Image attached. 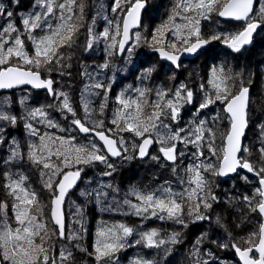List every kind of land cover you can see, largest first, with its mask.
Returning a JSON list of instances; mask_svg holds the SVG:
<instances>
[{
	"label": "trees",
	"instance_id": "trees-1",
	"mask_svg": "<svg viewBox=\"0 0 264 264\" xmlns=\"http://www.w3.org/2000/svg\"><path fill=\"white\" fill-rule=\"evenodd\" d=\"M23 1L0 0V5L13 13L11 19L21 32L24 29L23 18L31 12L39 11L36 0H29L26 6H22ZM83 2L85 4L83 19L73 18L74 22L79 25L73 44L71 46L65 45L59 49L64 57L62 64L44 65L39 71L42 78L51 77L53 79L55 90L68 93L78 117L82 120L85 113L81 104V94L84 93L85 86H91L97 82L102 83L104 87L93 88L92 92L95 94L89 96L92 111L86 120L87 126L92 128L102 121V127L96 128V131H104L107 136L117 140L118 148H121L119 144L121 137L124 144L118 160L108 158V162L115 167V171H112L110 176L103 175L104 172L111 171V169H108L100 161L65 167L63 157L57 159L53 156L51 158L54 163L60 166L62 172L75 171L78 168L83 169L79 187L69 195L64 208L68 226L72 231V233H68V237L74 236L75 239L66 241L65 231L66 238L59 241L58 235L55 236L52 227L54 234L48 229V234L43 236V240L37 237L36 242L43 243L44 248L48 250L51 257H55L56 246H58L59 252L65 247L71 249L72 256L70 260L63 262V264H133V261L139 258L153 260L156 264H194L196 258L192 255L193 246L198 238L204 236V242L200 246V250L202 255L205 251L213 253L209 264H237L235 249L231 246L221 248L218 245L238 243L244 248L248 246L246 243L248 238L253 233L258 232L261 219L257 211H253L252 207L243 200V196L253 195L255 188L258 186V177L247 176L239 172L234 178L223 181L217 175L201 170L209 181L211 192L218 199L212 204V208L206 211L209 219L203 221H197L194 215L189 214L190 202H186L182 218L187 227L177 223L174 219L161 220L158 216H150L149 214H145L149 216L147 219L136 216L132 214V209L128 205L123 204V201L127 198L133 203H139L135 196L129 194L133 188L147 193L155 192L161 186L170 185L174 191H182L183 188L189 185L186 182L181 185L179 177L183 176L187 181L184 169L190 163H211L215 167L219 166L223 157L224 139L230 124L229 120H226L228 118L223 111L225 103L216 101L208 108L197 111L199 103L204 97V91H201L202 84L205 91L214 98L215 89L209 83L212 78L211 70L213 67L223 66L226 70L230 69L227 73L229 76L227 86L231 95H236L242 88H250L251 95L247 111L248 130L243 147H246L248 151H242L241 157L257 167L264 163V158L261 157L259 151L261 147H264V129L261 127V125H264V31L254 39L250 46L241 48L238 52L221 41H212L217 45L208 48L195 60L179 64V67L162 66L159 64L154 52L152 35L157 27L169 21L177 0H146L143 23L139 30L133 32L130 44L136 43L135 33L139 32L141 34L138 45L140 47L139 52L134 48L130 58L128 53L125 52L121 59L117 57L116 49L108 47L112 41L110 39L105 40L102 36L93 44L91 49H86L87 30L92 27L93 34L99 35L105 28H108L110 36L115 35L117 25H120L121 29V21L126 12L125 10L129 8L131 3H134V0H122L121 8H118L116 12L112 11L114 0H83ZM220 2L222 4L226 0H220ZM262 4H264V0H259L255 15L257 21L262 19L259 15ZM25 7L28 8L24 10ZM185 15L194 16L195 13L181 12V15L175 17V23H186L182 18ZM7 20L6 15L0 16V25H5ZM109 21H111V24ZM55 22L53 21V23ZM244 27V23L221 22L218 13L215 11L210 13L207 19L201 18L200 20L201 34L205 38H209L213 34H235L242 31ZM43 34L39 29L33 33L36 36ZM12 35L15 36L16 33ZM22 38L25 39L26 50L32 55V42L27 40L26 36ZM118 38L119 36H116L117 40ZM160 38L165 41L163 43L164 49L171 50L169 45L172 43H176L178 47L181 45L174 30L165 31ZM192 39L194 40L195 37ZM138 60L140 65L137 68ZM106 62L109 67L102 68L101 66ZM68 65H71V67H68ZM7 66H19L26 70H36L34 65L24 64L22 60L15 57L9 61L8 65H0V69ZM149 69H152V71L150 75H147ZM61 71L70 73V75H60ZM181 83L187 84L193 90L194 102L184 104L180 108L178 120L172 121L170 117H162L163 123L170 125L171 130L175 131L179 128H188L193 120L197 122L205 120L207 121L206 127L210 128L214 127L215 122H222L224 129L219 130L216 128V140L211 139L215 155L209 151L208 139L202 145L201 150L204 155L199 157H192L191 153L196 152L197 149L191 144L185 147L183 143L177 142L178 150H183L186 155L182 158L178 157L176 164H167L162 160L159 153L161 145L154 142L155 148L149 158L144 162L137 161V148L133 146L138 145L142 138L134 136L131 132L120 131V127H123L122 122L120 127L112 123L114 113L121 107L116 101L117 95L128 89L129 86H131V89H152L146 95L147 103L144 107V112L150 114L153 111L151 105L157 100L156 90H175ZM109 84H111V90L107 92L106 106L101 111L100 106L105 103V90ZM131 89L125 95L136 99L138 93ZM168 98H172L171 92L165 99ZM59 103L60 101L54 99L53 96L37 100L33 97V94L25 90L0 95V110L17 117L15 125L7 121H0V127H2L0 135L4 137V142L0 143V196H6V200L0 201V204L6 205L5 208L0 209V227H2L5 219L12 228L17 226L13 206L19 202L9 195L6 185L11 182L9 177L13 180L18 179V174H22L27 178L24 187L37 193L39 204L31 206L30 214H36L37 208H39L38 218L43 222L42 217L49 213V204L41 194V190H39V181L41 178L47 179L51 175V171L44 169L42 165L33 163L28 158L29 145H39L41 135L47 133L52 137H75V140L72 141L73 144L88 145L94 143L100 149V154H105L94 138L91 136L82 137L78 134L76 127L71 124V114L61 112L58 108ZM49 104L54 105V107L47 108L46 106ZM37 107L46 108L48 119H51L59 127H49L46 122H42L40 116L35 119L28 117V112ZM210 112L217 113V115H210ZM66 116L67 118H65ZM28 123L38 130V135L30 134L29 129L25 126ZM168 131L169 129H160L161 134ZM152 135L155 137L156 133ZM208 135L206 133V137ZM13 141L16 143L14 144ZM17 144L19 145L20 158L6 163L11 155V149ZM153 156H157L159 159L154 160L152 159ZM124 157L132 158L125 159ZM174 167L177 169L175 173L173 172ZM42 173H46V175L42 176ZM61 177L62 175L58 174L53 177V181ZM244 177H247V179H244ZM107 184L112 185L111 188L104 189L108 196L106 199L101 197L103 203H98L96 193L101 189V185ZM194 186L192 185V187ZM256 199L258 200L259 197ZM116 202L119 204L118 211L115 210L118 206ZM158 215L166 216V213H159ZM217 217L221 218L220 224L216 222ZM48 223L51 222L48 221ZM119 223L133 227L135 229L134 233L127 238L126 246L116 252L111 259L103 257L97 260L95 245L97 239H102L98 236V232ZM152 229L159 233L158 238H163L166 241L173 233H180L178 238L180 242L176 244L165 243L160 248H148L143 243L135 244V241L140 239V233ZM213 241H216V243H213ZM77 244L79 247H76ZM166 249H171V251H166ZM56 259L57 264H61L59 257Z\"/></svg>",
	"mask_w": 264,
	"mask_h": 264
},
{
	"label": "snow or ice",
	"instance_id": "snow-or-ice-1",
	"mask_svg": "<svg viewBox=\"0 0 264 264\" xmlns=\"http://www.w3.org/2000/svg\"><path fill=\"white\" fill-rule=\"evenodd\" d=\"M122 0H114L113 12L121 8ZM254 0H226L222 3L220 0H177V4L173 9V15L169 17V21L157 27L152 35L154 50L158 51L163 58L171 61L179 67L178 61L180 60L181 53H196L205 45L212 41H221L234 51H240L241 47L249 44L252 40L253 33L257 28L264 24V4L260 6L259 15L261 21L250 19V14L253 12ZM39 11L29 13L22 20L24 26L21 32L12 21L13 13L7 11L0 5V16L6 15L8 20L5 25H0V65H8L13 57L23 61L24 64L34 65L36 70L22 69L19 66H7L0 69V89H10L14 85L30 84L34 88L47 89L48 93L59 100L58 108L61 112L71 114V124L79 129L82 133L95 132L99 139L104 142L107 147L106 154H100V149L96 144L90 143L88 145L80 144L75 145L72 141L75 137H52L47 133L39 137L40 144H30L28 158L33 163L42 165L44 169H49L51 175L45 182L47 187L53 194L51 201V220L56 226L55 234L60 239H65V226L63 220L62 205L68 191L76 184L77 180L81 177L83 169H76L75 171L62 172L59 165L52 161V157L57 159L63 157L65 167L73 164H91L93 161H100L105 164L111 171L103 173L105 176L112 175L115 171L113 164L108 162V154L111 156H121V148L124 144L123 138L119 140L121 148L117 147L118 141L105 135L104 131H96V128L102 127L103 122L100 121L95 127L90 128L87 126L86 120L91 113L90 95L93 88H103L102 83H95L94 85L85 86L84 93L81 94V104L85 113L82 120L78 117L76 109L73 107L68 93L57 91L53 88L54 81L51 77L42 78L39 69L44 65L62 64L64 57L61 55L59 49L65 45L71 46L74 42V36L79 30V25L74 22V17L83 19L85 4L83 0H36ZM146 6V0H134L129 8L125 11L127 15L122 20V39L117 40L116 36L121 35L120 25H117L115 35L110 36L109 29L105 28L99 35L93 34V28L89 27V35L91 39L88 40L86 49H91L93 44L97 42L102 36L105 40H111L109 48L116 49L120 53H128L129 58L136 46L139 45L141 34L135 33L136 43L126 48L130 39L129 30L131 27L138 26L140 23L141 10ZM213 11L217 12L221 17L234 18L236 20H245L246 25L242 31L235 34L221 35L213 34L209 38H205L201 34L200 20L201 18L207 19L209 14ZM183 13L194 12V16H183L186 21L183 24H176L175 17ZM53 21H56L53 23ZM94 23V22H93ZM111 24V21H109ZM43 32V35H33L36 30ZM168 30H174L176 37L180 40V47L176 43L169 45L171 50H165L161 39L163 33ZM16 33L15 36L12 34ZM32 42L33 54L30 55L25 48V39ZM195 37L193 40L192 38ZM158 45V46H156ZM111 54V53H110ZM71 67V65H68ZM108 68L106 62L101 66ZM51 71V69H49ZM152 69L147 70V75L151 74ZM223 66L213 67L211 70V80L209 83L215 89L214 98L209 95L201 85V91H204V97L200 101L197 111L208 108L210 105L221 101L226 103L225 111L229 114L231 121L230 131L227 133V148L224 149L222 157V164L218 167L209 164H194L190 163L184 172L187 175V181L183 176L179 177L181 185L185 182L189 185L182 189V191H174L170 185L161 186L155 192H143L138 189H131L130 195L136 197L139 203H133L125 198L123 204L128 205L132 209V214L142 216L147 219L150 216H158L159 219H174L177 223L187 227L183 217L185 203L190 202L189 214L194 215L195 220L203 221L209 219L206 214L208 209L212 208V204L217 201L218 197L215 196L210 189L209 181L202 174L203 172H211L213 175L223 176L237 171V168L247 169L248 172L253 173L258 177V186L255 188L253 195L243 196V200L252 207L253 211H258L259 214L264 215V163L259 167L249 162L243 157H238L241 150L247 152L245 147L241 149V137L244 135V130L247 127V104H248V88H242L238 94L231 95L227 86L229 79L228 72ZM70 73L60 72V75ZM87 74V73H86ZM174 78V77H173ZM131 89L123 90L116 97V101L120 108L114 113L112 123L120 127L121 122L123 127L120 131H127L133 133L136 137L142 138V143L134 145L138 148L139 155L144 157L147 154V148L153 142L161 145L159 151L163 157L176 164L178 157H184L186 153L183 150H178L177 142L183 143L185 147L191 144L197 149L196 152L191 153L192 157L203 156L204 152L201 150L202 145L208 139L209 151L215 155V150L211 143V137L214 135L210 127H206L207 121L193 120L190 122L188 128H179L172 131L170 125L163 123L162 117H170L172 121L179 118V110L184 104H191L194 102V92L185 83H181L175 90L157 89V100L152 104L153 111L150 114L144 112V107L147 103L146 95L152 89L135 88L132 91L138 93V97L133 99L126 97V93ZM111 90V84L105 90V103L101 104V111H103L107 102V92ZM171 92L172 98L165 99ZM62 98V99H61ZM47 108L54 107L49 104ZM167 109V111H165ZM37 116L42 118V122H46L49 127H59L51 119H48L46 108L37 107L28 112V117L35 119ZM67 118V116L65 117ZM216 119V118H214ZM0 121H7L15 125L17 117L5 111L0 110ZM29 129L31 135H38V130L30 123L25 125ZM264 129V125H261ZM169 129L168 132L161 134L160 129ZM2 131V127H0ZM63 131V129H62ZM109 131H111L109 129ZM153 133L156 136L153 137ZM183 133V135H181ZM206 133L209 135L206 137ZM4 142L3 135H0V143ZM15 144L16 142L13 141ZM126 150V149H125ZM261 157L264 158V147L259 149ZM20 158L19 145L17 144L11 149V155L6 163ZM131 159L132 157H124ZM152 159H159L153 156ZM173 172H177L174 167ZM62 175L61 179L53 181L56 175ZM18 179H10V183L6 185L9 190V195L13 196L19 203L14 204L15 220L17 226L12 228L5 219L0 227V264H57V259L48 254V250L44 248L43 243H37V237L43 240V236L48 234V228L39 218V208L36 214H30V208L33 204H39L37 193L33 190L24 187V182L27 179L22 174H18ZM46 173H42V176ZM179 175V174H178ZM247 179V177H244ZM192 185H195L192 187ZM111 184L101 185V189L96 193L98 203H103L101 197L105 199L108 193L104 189L111 188ZM259 197L257 200L256 198ZM117 208L119 210V204ZM6 205L0 204V209L5 208ZM203 209V211H202ZM79 211V209H78ZM159 213H166L165 215H158ZM6 216V213H5ZM217 224L221 223V218L217 217ZM135 229L124 223H119L108 227L106 230L98 232V236L102 239H97L95 245V253L97 260L103 257L111 259L113 255L120 249L126 246L127 238L134 233ZM206 235V234H205ZM180 233H173L166 241L163 238H158L159 233L152 229L140 233V239L135 241V244L143 243L148 248H160L165 243L176 244L179 243ZM67 239H75L74 236H69ZM204 242V236L198 238L193 246L192 255L196 258L194 264H209L213 253L205 251L201 254L200 246ZM216 243V241H213ZM247 247L242 248L238 243L231 245L219 244L221 248L231 246L239 255L243 264H264V224L259 226V230L253 233L246 241ZM76 247H79L77 244ZM171 251V249H166ZM258 253V257L255 255ZM72 256L71 249L65 247L59 252V260L61 264L69 261ZM133 264H156L153 260H146L139 258L133 261Z\"/></svg>",
	"mask_w": 264,
	"mask_h": 264
},
{
	"label": "water",
	"instance_id": "water-1",
	"mask_svg": "<svg viewBox=\"0 0 264 264\" xmlns=\"http://www.w3.org/2000/svg\"><path fill=\"white\" fill-rule=\"evenodd\" d=\"M258 1H259V0H254V3H253V12L250 14V16H252V14L254 13V10H255V8H256V5H257ZM145 10H146V6H145L144 9L141 10V14H140V23H139V25L130 28V30H129V36H130V39H129V41H128V44L126 45V48H127V47L130 45V43H131V37H132L133 32H135V31H137V30H139V29L141 28L142 18H143V14H144ZM126 15H127V12H125V14L123 15L122 20H123V18H124ZM218 17H219V20H220L221 22H225V23H233V24L244 23V24L246 25V21H245V20H236V19H234V18L221 17V16H219V15H218ZM256 21H257V20H256ZM258 22H259V21H258ZM120 30H121V35L119 36V40L122 39V21H121V29H120ZM263 30H264V24H261V25L257 28V30L253 33V37H252L251 42H250L249 44H246V45L242 46L241 48H245V47L250 46V45L252 44V42L254 41V39H255V38H256V37H257V36H258ZM216 45H217L216 43L211 42V43L205 45V46H204L203 48H201L200 50H198L196 53H191V54H190V53H183V52H182L181 55H180V60L178 61V63H184V62H190V61H193V60H195V59H196L201 53H203L204 51H206L208 48L213 47V46H216ZM165 50H167V49H165ZM156 53H157V55H158V57H159V59L161 60L162 63L169 64L170 66H176V65L173 64L171 61L167 60L166 58H163V57L160 55V53H159L158 51H156ZM124 54H125V53L122 54V53H120L118 50H116V55H117V57H118L119 59H121V58L124 56ZM25 70H26V69H25ZM21 90H30V91H33V92H39V93L45 91L49 96L52 97V95H50V94L48 93L47 89H44V88L37 89V88H34V87H33L32 85H30V84H20V85H14V86H13L12 88H10V89H0V95H3V94H9V93H11V92L21 91ZM238 93H239V92H238ZM238 93H237V94H238ZM250 95H251V90H250V88H248V104H247V111H248L249 102H250ZM225 108H226V103H225V105H224V107H223V111H224V114L226 115V117L228 118V120H229V122H230V124H229V129H228V132H229V131H230V128H231V121H230V119H229V114L225 111ZM247 117H248V114H247ZM247 120H248V119H247ZM76 129H77V132H78V134H79L80 136H82V137L91 136L92 138H94L95 141L98 143V145L102 148V150L104 151V153H105V154L107 153V147H106V145H104V142H103L102 140L99 139V136H97V135L95 134V132L82 133V132L79 131L78 128H76ZM247 130H248V123H247V127H246L245 130H244V135L241 137V149H243V147H244V138H245V136H246V132H247ZM228 132H227V133H228ZM105 135H106V134H105ZM226 136H227V135H226ZM110 138H111V137H110ZM112 139H113V138H112ZM141 143H142V139L140 140L139 144H141ZM139 144H138V145H139ZM117 147H118V146H117ZM154 148H155V143L153 142L151 145L148 146V148H147V154H146L144 157H141V156L139 155V150H138V148H137V152H136V159H137V161H139V162H144V161H146V160L149 158V156H150V154L152 153V151L154 150ZM225 148H227V140H226V137H225V139H224L223 154H224V149H225ZM242 151H243V150H241V152H239V153L237 154L238 157H241ZM159 153H160V155H161L162 160H163L165 163H167V164H173L172 162L167 161V160L163 157V154H162L160 151H159ZM119 157H120V156H111L110 154H108V158H109L110 160H118ZM221 164H222V159H221L219 165H221ZM239 172H242V173H244V174L247 175V176H255L253 173L248 172L247 169L237 168V171H236V172L229 173V174H227V175H223V176H218V178L221 179V180H223V181H228V180L234 178ZM61 178H62V177H61ZM61 178H60V179H61ZM80 182H81V177H80L79 180H77L76 184H75V185H74V186L68 191L67 195L65 196V199H64L63 205H62V212H63V220H64L65 231H66V217H65L64 208H65V205H66V202H67V200H68L69 195L76 191V189L79 187ZM51 201H52V200H51ZM51 206H52V205H51V202H50V209H51ZM257 214H258V216H259L260 219H261V224H264V215L259 214L258 211H257ZM49 217H50V221H51L53 227L56 229V226L54 225V223H53L52 220H51V211L49 212ZM58 240H59V241H63L64 239H60V238L58 237ZM255 255L258 257L259 254H258V253H255ZM235 258H236L237 264H243V261L240 259L239 255L236 253V251H235Z\"/></svg>",
	"mask_w": 264,
	"mask_h": 264
},
{
	"label": "rangeland",
	"instance_id": "rangeland-1",
	"mask_svg": "<svg viewBox=\"0 0 264 264\" xmlns=\"http://www.w3.org/2000/svg\"><path fill=\"white\" fill-rule=\"evenodd\" d=\"M28 1L29 0H24L22 6H24V5L26 6ZM257 7H258V3L256 5L254 13L252 14V16H250V19H257L256 16H255L256 15V11H257ZM27 8L28 7H25L24 10H26ZM142 23H143V20H142ZM87 32L89 33L88 30H87ZM33 97H35L37 100H41L43 98V97H39L38 94H36L35 96L33 94ZM210 113H211L210 115H212V114L215 115V116L217 115V113H214V112H210ZM202 116H204V115H202ZM226 120H228V119H226ZM216 128H218L219 130H223L224 129V124L222 122L218 121V122H215L214 127L211 128L212 132L214 133V135L211 137V139L213 141L216 140V137H215V129ZM47 180H48V178L47 179H43V178L40 179V181H39L40 189L39 190H41V194L46 198V200H47V202L49 204V212H50V202L53 199V194L47 187H45V182ZM1 200H6V196L5 195L0 196V201ZM64 212H65V210H64ZM65 217H66V212H65ZM42 220L47 225V228L50 229L51 233L54 234L55 228L53 227V225L51 226L52 223H48V221H50L49 213L47 215H44L42 217ZM52 227L54 228V232H53V228ZM68 233H72V231L70 230V228L68 226L67 219H66V237H68ZM55 236H56V234H55ZM66 241H69V239H66ZM55 251H56L55 257L58 258L59 257L58 246H56Z\"/></svg>",
	"mask_w": 264,
	"mask_h": 264
},
{
	"label": "flooded vegetation",
	"instance_id": "flooded-vegetation-1",
	"mask_svg": "<svg viewBox=\"0 0 264 264\" xmlns=\"http://www.w3.org/2000/svg\"><path fill=\"white\" fill-rule=\"evenodd\" d=\"M90 39V35H89V33L87 32V40H86V42H88V40ZM146 48V47H145ZM145 48H143V49H145ZM139 49H140V47L139 46H136L135 47V50L137 51V52H139ZM155 52V54H156V56H157V59H158V61H159V64L160 65H165V66H170L169 64H165V63H162L161 62V60L159 59V57H158V55H157V53H156V51H154ZM153 53V52H152ZM198 58V57H197ZM179 64H182V63H179ZM140 65V61L138 60L137 61V65H136V67L138 68V66ZM172 67H177V66H172ZM46 79V78H45ZM53 88H54V84H53ZM26 92H30V93H32V94H38V96L39 97H43V98H45V99H47V97H49V98H51V96H49L45 91H43V92H33V91H30V90H25Z\"/></svg>",
	"mask_w": 264,
	"mask_h": 264
}]
</instances>
